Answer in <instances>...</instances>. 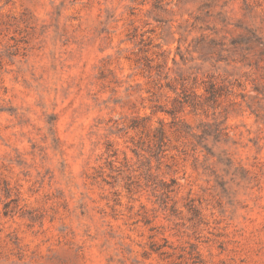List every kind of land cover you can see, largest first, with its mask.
I'll return each instance as SVG.
<instances>
[{"label": "rangeland", "instance_id": "374dc122", "mask_svg": "<svg viewBox=\"0 0 264 264\" xmlns=\"http://www.w3.org/2000/svg\"><path fill=\"white\" fill-rule=\"evenodd\" d=\"M0 264H264V0H0Z\"/></svg>", "mask_w": 264, "mask_h": 264}]
</instances>
